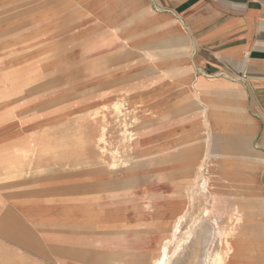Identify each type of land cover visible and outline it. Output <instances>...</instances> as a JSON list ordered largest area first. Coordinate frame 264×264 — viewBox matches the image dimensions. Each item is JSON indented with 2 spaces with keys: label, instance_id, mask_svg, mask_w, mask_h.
<instances>
[{
  "label": "crops",
  "instance_id": "crops-1",
  "mask_svg": "<svg viewBox=\"0 0 264 264\" xmlns=\"http://www.w3.org/2000/svg\"><path fill=\"white\" fill-rule=\"evenodd\" d=\"M55 1L72 4L62 19L80 20L56 28L72 35L69 47L57 43V65H86L89 77L104 66L103 89L91 97L109 105L120 99L138 118L131 159L123 160L131 167L116 181L134 186L110 204L125 210L120 217L96 218V190L80 192L91 173L81 168L86 160L74 140H33L29 122L1 126L0 264H126L124 244L138 249L144 230L160 227L164 207L151 190H190L206 171L246 179L251 190L242 205L255 233L246 236L252 247L232 257L264 264V0ZM34 112L27 120L46 113ZM172 195L164 212L179 198ZM107 243L121 248H97Z\"/></svg>",
  "mask_w": 264,
  "mask_h": 264
},
{
  "label": "rangeland",
  "instance_id": "rangeland-1",
  "mask_svg": "<svg viewBox=\"0 0 264 264\" xmlns=\"http://www.w3.org/2000/svg\"><path fill=\"white\" fill-rule=\"evenodd\" d=\"M71 6V3L56 2L55 0H0V127L6 126V124L11 125V122L14 121L29 122L27 129L30 131L29 137L33 140L47 139L48 144L63 140L65 145H70L74 140L79 145L81 160H86L81 162V168L86 173H91V179L81 178V195L86 196L87 190H96L95 217L116 218L125 210L122 209L123 211L119 210L118 212L114 207L110 208V204L113 205V199L118 197L120 192H130L134 186V181L129 179L126 184L122 185L123 188L116 181L120 180L119 176L126 173L124 172L126 168L129 170L131 167L130 163L123 160L131 159L129 154L132 152L131 146L136 137L134 124L138 122V118L130 105L122 103L120 99L109 105L103 104L106 102L99 98L91 97L98 95L103 89V83L98 80L102 79L104 66L96 65L92 68V72H96L92 74H96V76L89 77V68L86 65L72 66L70 65L71 61H65L63 66L57 65L56 45L60 42L69 47L72 35L58 34L56 28L60 27L61 29L63 25L73 27L80 22L79 18H75L74 23L70 18L62 19V15L71 12ZM73 78L77 81L72 82ZM89 78H95L97 81L95 83L88 82ZM118 102H121V108L119 114H116L113 112V105ZM31 109H34L32 115H24L23 112ZM36 110L46 113L37 120H27L34 118ZM61 110H63L62 114ZM97 110H102L101 112L106 116L105 119L102 120L100 116H92ZM53 124H56L55 127ZM45 125L47 127L41 129V126ZM36 127H38L37 130H34ZM102 132H104L105 140L103 139L104 143L99 141L98 144V138ZM130 140L132 141L129 144ZM64 149V153L67 154V150L70 153L71 147H64ZM88 156L95 158L94 162H88ZM114 161L116 162L115 169L111 167ZM83 170H81V175ZM102 179H106V184L103 182L100 184ZM82 180H92L90 181L91 185H85ZM110 180L112 184L107 185ZM240 185H242L244 193L237 195V198H241L242 203L251 189L248 183H240ZM118 187L121 189L113 190ZM219 190L234 189L226 186ZM151 191L155 192L154 197H158V203L164 207L160 210L162 213L161 216L159 215L160 227L154 228L153 232L144 230L142 241L137 244L140 245L138 249L130 248L127 244L121 248L118 247L119 243L99 244L97 248L102 249L107 245L112 249L121 248V253H124L126 258V261L123 260L122 263L126 262V264H150L158 256L159 245L163 239L169 236L172 220V216L167 211L164 212L166 207L164 202L168 197H173V192L174 194L179 193L181 196L178 195V197L181 200L187 195L184 190H161L159 195L157 190ZM193 191L197 192V187ZM132 194H134L133 190ZM226 196L229 197L228 200L225 198ZM135 197L136 194L131 199ZM139 197L146 201L147 197L152 196ZM223 197L225 200L219 202L218 209L227 211V208L232 204L231 197L233 195L226 193ZM182 203L188 207L186 199ZM204 207L205 201L201 197L198 198L194 207L189 209V216L182 225L183 230L191 226L192 220L199 219V214ZM82 214L83 212H81ZM247 224L249 226L250 221ZM247 224L236 228L234 252L241 248L247 249L249 243H246L248 240L246 236L255 233L254 230L245 226ZM258 233H264V228H259ZM216 249L215 246L214 250ZM234 252L233 254H235ZM113 253L118 252L114 250ZM232 255H230V264H234ZM202 258V248L199 242H194L193 245L190 244L180 252L174 264H200Z\"/></svg>",
  "mask_w": 264,
  "mask_h": 264
},
{
  "label": "bare ground",
  "instance_id": "bare-ground-1",
  "mask_svg": "<svg viewBox=\"0 0 264 264\" xmlns=\"http://www.w3.org/2000/svg\"><path fill=\"white\" fill-rule=\"evenodd\" d=\"M120 108L121 102H118L113 105L114 111L111 109L109 110L113 111L116 114H119ZM101 111H95L92 116H100L102 120L105 119L106 116ZM104 132L100 134V137L98 138V144L99 141L101 143H104ZM131 141L132 140L128 141V143L130 144ZM115 166L116 162L114 161L112 162L111 167L115 169ZM224 167L225 164L223 168ZM202 169L204 168L200 165L198 171L200 172L202 171ZM240 183H247L246 179H243L241 182H232V180H227V177H225L224 175H216V173L211 171H206L203 174H198L196 177H194L191 189L184 190V193H186L187 195V197H184V199H186L188 207H185V203L183 204V200H181L180 198L172 200L170 199L169 206L167 208V212L172 216L171 222L169 221V236L165 239L162 238L163 240L161 244L159 243L160 245L158 256L153 259L150 264H174V262L178 259L180 252L184 251V248L188 247L190 244L193 245L194 242H199L200 247L202 248L203 258L200 264H230V255L233 254V250L235 248L234 237L236 235V228L242 227V225L244 226V224H247V222L250 221L251 216V211L248 205H242L241 198H237V195H240V193H244V190H242V185H240ZM226 186L233 187L234 190H219V188ZM196 187L197 192H194L193 189ZM222 192L223 194H221ZM226 193L233 195V197H231L232 204L227 208V211H221L218 209V204L219 202L225 200V198L227 200L229 199L228 196H226L225 198L223 197V195ZM200 197L205 201V207L201 210L199 219H195L194 221L192 220V223H190L191 226L183 230L182 225L185 222L186 218L189 216V209H192L194 207L195 202H197L198 198ZM212 206L213 208H211ZM149 207L150 205L147 204L145 208L149 209ZM221 219L224 220L221 221ZM245 226H248V224ZM251 245L252 244H249L248 248L252 247ZM171 246H173L172 249H170ZM215 246L217 247L216 250H214Z\"/></svg>",
  "mask_w": 264,
  "mask_h": 264
}]
</instances>
